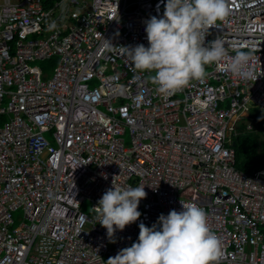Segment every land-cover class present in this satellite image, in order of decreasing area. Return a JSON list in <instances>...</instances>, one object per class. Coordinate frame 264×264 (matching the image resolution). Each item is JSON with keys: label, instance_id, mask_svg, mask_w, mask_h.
Instances as JSON below:
<instances>
[{"label": "built area", "instance_id": "obj_1", "mask_svg": "<svg viewBox=\"0 0 264 264\" xmlns=\"http://www.w3.org/2000/svg\"><path fill=\"white\" fill-rule=\"evenodd\" d=\"M166 3L0 0V264H107L181 200L222 242L214 264H264V168L238 170L233 146L264 111V0H227L205 46L220 37L229 56L164 99L120 47H148ZM233 49L253 53L252 79L226 71ZM114 177L147 196L110 241L90 209ZM188 188L206 201L178 196Z\"/></svg>", "mask_w": 264, "mask_h": 264}, {"label": "clouds", "instance_id": "obj_2", "mask_svg": "<svg viewBox=\"0 0 264 264\" xmlns=\"http://www.w3.org/2000/svg\"><path fill=\"white\" fill-rule=\"evenodd\" d=\"M228 11L227 0H167L163 16H152L146 22L149 46L120 48L135 70L150 74L156 94L167 99L193 80L202 82L206 66L229 56L220 37L205 46V33ZM233 50L235 55L226 71L244 80L252 79L253 53ZM102 176L108 178L105 173ZM146 196L144 185L120 187L114 177L113 186L90 209L93 222L107 229L111 241L117 229L122 231L140 218L138 207ZM180 203L182 211L161 214L152 227L141 223L138 242L110 257L107 264H214L221 255L222 242L209 228L205 211L194 203Z\"/></svg>", "mask_w": 264, "mask_h": 264}, {"label": "trees", "instance_id": "obj_3", "mask_svg": "<svg viewBox=\"0 0 264 264\" xmlns=\"http://www.w3.org/2000/svg\"><path fill=\"white\" fill-rule=\"evenodd\" d=\"M38 63L44 72H49L57 63V58L52 57ZM249 115L254 118L257 128L249 131L246 129L245 123H240L238 126L239 133L233 138V146L236 153L235 167L246 173L264 168V111L258 108H251ZM181 194L199 203L206 201L204 196L192 188L185 189Z\"/></svg>", "mask_w": 264, "mask_h": 264}, {"label": "rangeland", "instance_id": "obj_4", "mask_svg": "<svg viewBox=\"0 0 264 264\" xmlns=\"http://www.w3.org/2000/svg\"><path fill=\"white\" fill-rule=\"evenodd\" d=\"M38 64V63H37ZM245 121V123H246V118L245 117H243L242 118V121ZM257 128V125H254L253 126V128H252V130H254V129H256ZM125 139H126V142H128L129 141V138H128V134L126 133V135H125ZM263 139H264V132H263ZM179 197H184L181 193L178 195ZM82 210H84V211H86V212H88V210H89V203L88 202H85L84 204H83V206H82ZM20 215V212H17V213H15L14 214V216H15V219H16V221H18V216Z\"/></svg>", "mask_w": 264, "mask_h": 264}, {"label": "crops", "instance_id": "obj_5", "mask_svg": "<svg viewBox=\"0 0 264 264\" xmlns=\"http://www.w3.org/2000/svg\"><path fill=\"white\" fill-rule=\"evenodd\" d=\"M254 122H255V120H254ZM255 125H256V123H255Z\"/></svg>", "mask_w": 264, "mask_h": 264}]
</instances>
